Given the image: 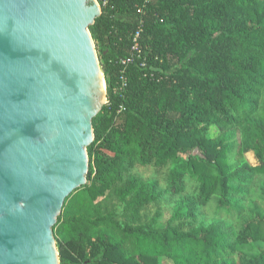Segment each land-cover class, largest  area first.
<instances>
[{"label":"trees","instance_id":"trees-1","mask_svg":"<svg viewBox=\"0 0 264 264\" xmlns=\"http://www.w3.org/2000/svg\"><path fill=\"white\" fill-rule=\"evenodd\" d=\"M98 2L90 31L108 101L93 118L87 183L54 226L60 264H264V213L240 218L264 176V0H152L145 12L144 0ZM136 164L167 168L165 188L129 174ZM166 194L180 198L164 225L124 222L99 201L137 220ZM212 204L213 220L197 224Z\"/></svg>","mask_w":264,"mask_h":264},{"label":"water","instance_id":"water-1","mask_svg":"<svg viewBox=\"0 0 264 264\" xmlns=\"http://www.w3.org/2000/svg\"><path fill=\"white\" fill-rule=\"evenodd\" d=\"M98 0H0V264H60L54 226L87 183L107 103Z\"/></svg>","mask_w":264,"mask_h":264},{"label":"rangeland","instance_id":"rangeland-1","mask_svg":"<svg viewBox=\"0 0 264 264\" xmlns=\"http://www.w3.org/2000/svg\"><path fill=\"white\" fill-rule=\"evenodd\" d=\"M99 3V2H98ZM108 101V99H107ZM247 161L254 163V159L252 155H247ZM129 174L137 175L146 180H155L158 179L161 184V188H165L166 186V174L167 168L165 169H158L152 165L141 166V165H134L129 167L128 170ZM264 176L262 175H254V179L252 181L250 187V195L248 199L242 204L240 207L243 208L241 213V219L243 221L251 219L254 217L255 214H263L264 213ZM180 196L178 195H171L166 194L164 198L157 204H152L148 206L145 210L141 212V215L137 220H135L131 215L127 214V212L123 209V205L118 202L109 199V196L100 198L99 201L103 205H106L109 210H115L118 212V218L127 223H144L155 221L159 225L166 224L175 214L177 202ZM215 206L212 204L211 206H207L199 210L197 224L200 222H210L214 218ZM237 216V212H235V217ZM227 218V217H223ZM178 220H174V223H177ZM59 239L64 240L66 239L63 234H59ZM255 246L257 248L263 249L264 243L263 242H256ZM58 248V247H57ZM237 262L241 263V258L238 255L235 256ZM160 264H173L171 260L168 258H160Z\"/></svg>","mask_w":264,"mask_h":264},{"label":"built area","instance_id":"built-area-1","mask_svg":"<svg viewBox=\"0 0 264 264\" xmlns=\"http://www.w3.org/2000/svg\"><path fill=\"white\" fill-rule=\"evenodd\" d=\"M151 1H152V0H144L143 5L139 7L140 12H145V9L147 8L148 4H149ZM142 31H143V26H140V27L137 29V31H136V33H135V35H134V39H133V41H134L133 51L135 50L136 53H139V44H138V40H139V37H140ZM137 55H138V54H137ZM133 60H134V53H133L132 56H129V57L123 59V60H122V63H123L124 65H126V64L132 62ZM142 65H144V63H142Z\"/></svg>","mask_w":264,"mask_h":264}]
</instances>
